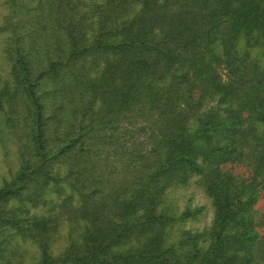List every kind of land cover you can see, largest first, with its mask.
I'll return each mask as SVG.
<instances>
[{
    "label": "trees",
    "instance_id": "obj_1",
    "mask_svg": "<svg viewBox=\"0 0 264 264\" xmlns=\"http://www.w3.org/2000/svg\"><path fill=\"white\" fill-rule=\"evenodd\" d=\"M4 3L0 38L14 88L1 83L0 110L17 91L26 141L0 187V264L13 237L36 247L32 264H264L255 208L264 197V61L251 54L259 48L264 58V0ZM129 118L144 122L146 140L114 149ZM98 144L108 158L122 151L137 176L99 205ZM232 164L251 172L224 169ZM191 177L211 199V226L167 243L176 220L157 199ZM62 183L80 203L81 225L53 256L55 225L30 207L46 190L60 196Z\"/></svg>",
    "mask_w": 264,
    "mask_h": 264
},
{
    "label": "rangeland",
    "instance_id": "obj_2",
    "mask_svg": "<svg viewBox=\"0 0 264 264\" xmlns=\"http://www.w3.org/2000/svg\"><path fill=\"white\" fill-rule=\"evenodd\" d=\"M87 1V0H86ZM99 1V0H95ZM1 17L8 14V6L4 0H0ZM1 21V20H0ZM3 38H0V86L3 82H8L14 88L13 79L9 75V63L4 59ZM252 56L259 62H263L264 58L261 54V49L255 48L252 50ZM17 92V91H16ZM13 92L15 96L7 103L4 100L3 107L0 110V187L6 181H9L15 174L19 165V153L21 152L22 144L26 141L23 129V118L25 115V102L18 98V93ZM3 110V111H2ZM11 118L13 121L6 123L5 120ZM129 124L121 123V127H125L126 135H121L114 149H119L121 145L130 149L131 141L144 142L146 136L138 131V128L143 125V121L139 118H129ZM14 122V125H12ZM12 123V124H11ZM135 127V129H134ZM131 132V133H130ZM100 151L95 155L93 163V177L94 182L101 184L100 194L96 196L95 202L99 205L105 195H107L111 188L114 189H128L130 184L135 181L137 176L130 165L127 168V157H121L122 151L113 157H105L102 145L97 146ZM92 168V167H91ZM54 169L65 175L67 171L66 165L57 163ZM224 169L232 171L236 174H241L244 177L249 175L251 169L244 165H226ZM87 176L90 179V175ZM95 184V188L97 186ZM100 186V185H99ZM63 193L57 196L52 190H46L43 200L40 204L30 207V212L36 215H42L50 219L55 225V233L52 235L53 242L51 244V251L53 256L62 254L64 248L68 243L69 235H75L80 231L81 221L75 215L76 209L80 203L76 196L70 194V190L62 183ZM103 191V192H102ZM94 202V201H93ZM10 204H15V201H10ZM103 208H106L105 202H102ZM106 206V207H105ZM101 207V208H102ZM157 211L173 217L176 221L166 228L167 243L176 242L184 231L202 232L211 226L213 219V208L211 199L204 193L197 177H191L182 185H174L165 190L159 196L156 205ZM258 211L257 218L263 220V224L259 229L260 233L264 234V197L260 198L256 204ZM199 209V212L193 218L178 219L181 213L186 211H193ZM106 210H103L105 215ZM15 242L19 249L17 253L19 259H15ZM10 249L7 252L6 258L1 263L3 264H32L38 256V251L34 245L29 241L22 242L13 237L9 242Z\"/></svg>",
    "mask_w": 264,
    "mask_h": 264
}]
</instances>
